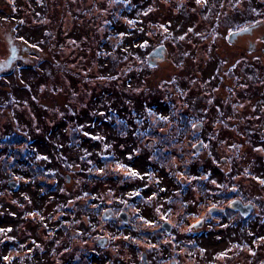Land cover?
Listing matches in <instances>:
<instances>
[{
  "label": "rangeland",
  "instance_id": "1",
  "mask_svg": "<svg viewBox=\"0 0 264 264\" xmlns=\"http://www.w3.org/2000/svg\"><path fill=\"white\" fill-rule=\"evenodd\" d=\"M183 1L0 0V253L5 256V260L0 256V264H64L62 258L78 260L85 248L104 237L109 239L103 242L105 253H119L130 263L150 251V264H264V23L257 24V0H221L224 9L202 8L204 0H186L188 6L181 8ZM235 4L240 8L243 4L244 22L232 25L226 18L224 24L215 25L217 16L224 17ZM133 17L138 19L135 28ZM165 28L168 34L158 40L152 31ZM145 31L152 32L146 49L170 40L174 42L171 53L188 46L178 55L179 62L185 53H192L200 68L209 59L207 53L214 56L205 69L208 73L219 67L215 57L226 62L221 70L241 54L260 59L246 65L248 71L255 66L251 73L257 74V83L246 88L239 84V101L228 104L235 108V118L229 116L226 128H221V148L213 142L222 153H197L196 163L204 160L213 169L212 183L204 191L201 182H190L189 190L199 194L201 190L203 195L200 204H191L194 214L187 212L191 206L184 204V197L181 204L178 198L171 203L166 199L177 183L169 173L173 168L163 160L173 161L171 167L179 160L188 162L194 152L187 139L177 146L190 151L179 150L158 160L150 146L137 152L136 139L131 141L129 129L121 126L148 111L168 112L159 102L143 104L131 94L126 53L142 54ZM184 35L191 38L184 40ZM155 53H161L160 67L150 76L151 85L179 71L163 46ZM195 64L181 73L200 78ZM217 92L225 95L224 88ZM211 93L201 92L197 99L207 101ZM24 148L35 152L29 157L41 159L40 164L53 171L40 175V181L53 184L55 175L54 189L27 178L30 173L19 166ZM14 180L18 189L11 191ZM237 196L252 204L249 216L230 208ZM172 203L174 215L180 214L170 217L177 229L162 234L159 210ZM213 206H224V216L210 212ZM133 208L148 223L139 216V229L129 225L118 231L114 221L118 213ZM199 219L205 221L193 227ZM92 221L97 226L90 225ZM132 223L138 227V222ZM127 233L137 244H126L131 240ZM63 236L68 247L64 252L56 248Z\"/></svg>",
  "mask_w": 264,
  "mask_h": 264
},
{
  "label": "flooded vegetation",
  "instance_id": "2",
  "mask_svg": "<svg viewBox=\"0 0 264 264\" xmlns=\"http://www.w3.org/2000/svg\"><path fill=\"white\" fill-rule=\"evenodd\" d=\"M189 1L191 2V0ZM220 2L221 0H217V2L216 1L213 2L211 0H204L202 3L203 4L202 8L208 9L209 6H215L216 9H224V6H222ZM184 5H186L185 7L188 6L186 0L183 1L180 7L185 8L183 7ZM243 8H244L243 4H242V8L238 7L235 4L232 11L230 10L227 11L224 17H221V15L217 16V18L214 20L215 25L220 26L224 24L223 20H225L226 18H228L229 22H231V23L228 22L229 24H232V25L236 24L237 26L242 24L245 20V13H246V10H244ZM228 16H231V17H228ZM262 22L264 23V1L257 0V24H261ZM148 31H145L142 37L144 38L143 40L144 47L142 50V54L133 53V51H127L126 53V58L130 66L129 73L131 74V79H130L131 87H132L131 94L132 95L136 94L135 97H137L138 99H141L143 101V104L145 103L146 104H156L157 102H159L162 105L167 106L168 112L164 114H153V112H156V111L152 110L151 111L152 113L148 111L147 115L145 116L140 115V116L132 117L131 120L126 119V122L122 124L121 126L125 128V130L129 129L130 133L132 134L131 141H134L136 139L135 141L137 142V148L139 149V151L137 152H140L141 151L140 148H142L143 146H150V148H153L155 151V152L153 151L154 153L152 152V155L155 156V158H157L158 160L162 159L160 155L179 153L180 151L182 152V150L190 151L188 148H191L192 151L196 153H209L210 155H213L214 151L216 150H218V153H222L221 149L214 147L213 142L216 141L217 144L219 145V148H221L220 146L223 145L224 143V141L220 139L221 137L219 136V134H220L222 126L226 128L225 125L232 118H235L236 110L235 108L229 106L228 104L239 101L240 99L239 84L243 83L244 85H247L245 86L246 88L252 85V83L254 84L257 83V80H256L257 74L253 73L252 75L251 73V71L253 72V69H255V66L252 67V70L248 71L246 69L247 68L246 65L250 64L249 62H253V64H257L256 58L259 59V57L254 56L253 59L251 60L249 59V57L245 56V54L238 55L236 59L232 61V63H230L226 69H223V70H221L222 64L223 62L224 64L226 62L215 57L217 59V64L219 67H217L215 71H213L212 73H208L207 72L208 69L207 70L205 69L208 68L207 67L208 63L212 61V58L214 56H211L209 53H207L209 59L200 68H198L199 65L197 66L194 63V62L197 63V60L194 56H192V53H185V56L182 62H179L178 55L183 53L188 48V46L184 44L187 46V48L184 49V51H182L181 50L183 46L182 45L179 48L180 53H171L174 50V42L173 40H170L166 42V45L163 44L164 41H161L155 46H153L150 50L146 49L150 44V38H149L150 33L155 32L156 34H158L156 36L158 40L164 38L165 33L168 34L167 29L165 31H161V30L152 31V32H149V34H148ZM146 34H148L147 37H146ZM218 35L219 34H217V36ZM189 38H191V36L184 35V40H189ZM160 46H163V48L166 49L167 54L171 55L170 57L172 60L171 59L170 60L173 63V66L175 67L176 70H179V71H174L170 79L162 80L163 82L158 81L159 84L157 83V85L156 84L151 85L152 82L150 81V76L156 73L157 68L160 67L158 66V62H160L159 61L160 59L157 57H159L161 53H150V52L154 51L156 48ZM195 46L196 44L193 47L194 48L193 53L195 51ZM193 48L192 46H190V50H192ZM128 50H130V48ZM188 54L189 56H187ZM150 59H152L151 62H150ZM141 61H143L142 63L143 65L140 64ZM188 64L191 66L195 64V66H197L196 67L197 72H201L200 78H198V74L185 76L181 73L187 69ZM204 71H206V73H204ZM257 72H258V69H257ZM197 78L200 81L199 86H198ZM247 78L251 79V81L249 82ZM188 79L190 80V82H188ZM229 80L232 81V85L229 82ZM220 88L225 89V95L223 97H221L219 93L217 92ZM136 89H138V91L135 93ZM207 90L212 92L210 96L206 98L207 101L203 98L198 100L197 96L201 94V92H205ZM200 102L202 103V105L198 106ZM195 104L197 105L194 106ZM220 105H222V107H220ZM229 116H231L230 117L231 119L228 118ZM129 131H127V133H129ZM182 139H187L188 148L187 146L185 147L177 146L179 142L182 141ZM139 141H140V144L138 143ZM233 144H235V142H233ZM147 148L149 149V147ZM233 148H235V146ZM205 162L206 161H204V170L209 173V178H210L213 167L209 165L205 166L206 164ZM163 163L165 162L163 161ZM169 166L170 168H173L169 170V173H170L171 179L172 178L174 179V180L172 179L173 182L177 183V186L173 184L175 188V192L170 196L169 199H168L169 197L168 195V197L166 198L168 202L171 203V200L175 201L176 198H178L180 201V199L184 197L183 199L185 201L184 204H186L189 207L191 206V204L197 203L199 202V200H202L203 198L201 199L200 197H198L196 201L197 190H194V188L193 190L191 189L189 190V188L192 187L191 184L186 189H184L182 184L185 182L186 179L182 175L177 176V171L178 170L181 171L182 166L179 165L178 163H175V167H171V163L169 164ZM163 170L168 172L167 169H163ZM197 170H198L197 165H193L191 168V172L196 173V174L202 172V171H199V170L197 171ZM129 172H131L132 175L135 176V178L136 177L139 178L138 174L135 172L134 169H129ZM157 182L158 180L152 186L156 187ZM17 184H18L17 182L16 183L14 182V185H13L15 186L16 189H18ZM123 184H125V182ZM207 184L208 182H206V184H202L204 189L207 186ZM156 192H157L156 194H159L157 190ZM230 192H232V190L227 193H230ZM133 193H136V191H134ZM178 194H179V197H178ZM201 195L202 194H200V196ZM134 197H137V199H140V197L138 196H134ZM143 197H146V195L143 194ZM147 199L151 202L149 198ZM238 199L243 201V198L241 196H237V198H235L233 201L238 200ZM125 201L128 203L127 199H125ZM181 203L182 201H180V204ZM153 204H154V200L151 205ZM174 206L175 205L173 204L170 206V208H168L169 207V204H168V207L166 209L159 210L158 218L160 219L163 218L162 219L163 221L161 223L162 226L159 229H162L163 234H167V235L172 234L175 231V229H177V225L175 224L174 219L170 218L172 216L179 218L180 216L179 213L174 215ZM214 207L216 206H213L211 208L213 209ZM193 208L194 206H191V208L187 212H190L192 214L196 213L193 211L194 210ZM129 209H132V208H129ZM133 210H134L133 212H129L127 209H122L118 213L117 215L118 219L114 220L119 226L118 231H122L123 228H128V227L130 228V226H132V229L134 230H137L140 228L139 226H141V224L139 222V218L141 217L140 216L141 213L138 211L137 208H133ZM216 211L217 210L214 209L211 212L215 213ZM121 213H124L123 215L125 218H127V221H125L123 217L120 216ZM133 213L135 214V216H133L134 215ZM222 214H225V213L223 212ZM84 216H85L84 214L80 213L81 218H85ZM94 217L95 215L93 214L92 215L93 220H94ZM61 218H64V215ZM131 221L138 222L139 223L138 227L137 225H135V223H132ZM202 221L204 222L205 220L199 219L195 221V223L193 224V227L198 228L200 226L199 224ZM64 222L65 221L63 220L60 221V223H64ZM164 223H166L167 225L164 226ZM95 224L96 223L93 221L90 223V225H95ZM167 228L169 229V231H167ZM147 231L150 232L149 230ZM83 232L84 231H82V234ZM65 237L66 236L61 237L60 239L63 240V242L56 246V248L61 249L62 252L67 250V248L65 247L67 244L66 243L67 240H65ZM104 238L109 241L107 237H104ZM101 239H98L97 242H99L101 245H104L100 242ZM96 248L97 246L95 244L93 249H89V250H92V254H94L95 256L90 261H95V262H98V261L100 262L102 260L105 261L106 259L98 257V255L100 256V254L96 250H94ZM144 252H146L147 254V261H148L147 264H150L152 261L151 260L152 253L150 251H144ZM85 253L86 251L81 253V255H85ZM0 256H2L3 259L5 260V256L3 253H0ZM88 259L89 258L86 256L83 258H79L78 259L79 262L77 263L79 264L86 263ZM61 260L65 262L68 261L65 258H62ZM113 260L115 264H118L121 261L122 262L128 261L129 264H143L142 258L138 260L137 262H134L131 260V263L129 262V259L127 257L123 258V257L118 256V257H114Z\"/></svg>",
  "mask_w": 264,
  "mask_h": 264
},
{
  "label": "trees",
  "instance_id": "3",
  "mask_svg": "<svg viewBox=\"0 0 264 264\" xmlns=\"http://www.w3.org/2000/svg\"><path fill=\"white\" fill-rule=\"evenodd\" d=\"M130 7V9H131V6H129ZM131 12H135V9H131ZM131 20H133L134 21V25H133V28H135V24L138 22V19H136L135 17H133ZM161 31H163L162 29H160ZM165 30H166V28H165ZM164 30V31H165ZM155 31V30H154ZM166 34V33H165ZM32 153H35L34 151H30L28 148H24V149H21V152H19V154H20V156H21V162L23 163V164H19V166H21L22 167V169L23 168H25V170L27 169L28 170V172L30 173L29 175H28V177L27 178H29V180H35V181H40V178H41V176L42 175H44V174H48V175H50L49 174V172H53V171H49V170H47L46 169V166H43L42 164H40L41 163V159H39V158H31V157H29V155H31ZM158 155H160V154H158ZM170 154H167V155H160V157L161 158H163V157H165V156H169ZM179 156V155H178ZM172 156H169L168 158H171ZM190 157V159H189V161L187 162V160H179V161H177L176 163H178L179 165L181 164V162H182V165L184 166V170H181V171H177V176H179V175H182V176H184V178L186 179L185 180V182L182 184L183 185V187H184V189H186L187 187H188V184H190V182H193L194 180H196L197 182H201L202 184H206V182H209V183H212L211 181H210V179H209V173L207 172V171H205L204 170V160H202L201 162H197L196 163V161L198 160V158H197V153L196 152H194L193 153V155H191V156H189ZM186 159V158H185ZM164 161V160H163ZM165 162V161H164ZM171 162H173V161H170V162H168V161H166L165 163L166 164H170ZM175 163V162H174ZM193 165H197V169L199 170V171H202L201 173H198V174H196V173H192L191 172V168H192V166ZM39 169H41V170H39ZM47 170V171H46ZM49 171V172H48ZM41 175V176H40ZM22 179H23V177H22ZM24 180V179H23ZM53 180H54V182H53V184L48 180V181H45V183H44V181L42 182V181H40V183H44V184H46V185H50V186H53V189L55 188V185L57 184L56 183V176L54 175V177H53ZM16 181L18 182V180H14V182L16 183ZM19 183V182H18ZM216 183V182H215ZM13 188H10V190L11 191H14V190H16V188H15V186H12ZM15 188V189H14ZM202 191H204V187L202 186ZM3 193V192H2ZM227 193V192H226ZM232 192H230L228 195H226V197H228V196H231L230 194H231ZM4 194V193H3ZM200 194H201V190H200ZM200 194L197 192V196H196V201H197V199H198V197L200 196ZM203 201V199L202 200H199V202H198V204H200V202H202ZM185 203V202H184ZM245 203V202H244ZM216 208V213L217 214H222L223 212L225 213V207L224 206H219V207H214L213 209L212 208H210V212L212 211V210H214ZM231 209H232V207H230ZM230 209V210H231ZM232 210H234V211H236V212H240L239 210H235V209H232ZM29 213V212H28ZM30 213H32V212H30ZM241 213V212H240ZM182 214H184V213H182ZM251 214V212L248 214V215H245V214H242L241 213V215H244L245 217H247V216H249ZM223 216H224V214H222ZM85 217V216H84ZM105 219H107V218H105ZM107 220H111V219H107ZM141 220H142V222H146V224L148 223L147 221H146V219L145 218H141ZM145 225V224H144ZM94 226H97V224H95ZM142 232H144V231H142ZM113 233H116V232H112V234ZM163 234V233H162ZM115 235H119V234H115ZM127 238H130L131 240H130V242L129 243H126L128 246H130L131 244H137V243H133L132 242V240H133V236H132V234H128L127 233ZM159 236V235H158ZM101 239V238H100ZM159 239H160V236H159ZM96 246H97V248L96 249H94V250H96L99 254H100V256L98 255V257H101V258H103V259H107L105 262H103V263H99V262H95V261H90L91 259H93L95 256H94V254H92V250H89V249H93V247L94 246H92V247H89V248H85V250L83 251V252H85L86 251V253H85V255H81L80 254V256H79V258H83V257H88L89 259L86 261V263H83V264H115L114 263V260H113V258L114 257H118V256H120V254L119 253H117V254H115V252L113 253L112 251H111V253H105V251L104 250H106L105 248H106V246H104V245H101L99 242H98V244H96ZM135 246H137V245H135ZM66 247V246H65ZM68 248V247H67ZM88 249V250H87ZM55 250H57V249H55ZM82 252V253H83ZM103 253H105V256L103 257ZM97 256V255H96ZM121 257V256H120ZM78 258V259H79ZM68 261H70L72 264H79V263H77V262H79L77 259H75V260H70L71 258H66ZM65 262L64 264H70V262ZM165 261H166V259H165Z\"/></svg>",
  "mask_w": 264,
  "mask_h": 264
},
{
  "label": "water",
  "instance_id": "4",
  "mask_svg": "<svg viewBox=\"0 0 264 264\" xmlns=\"http://www.w3.org/2000/svg\"><path fill=\"white\" fill-rule=\"evenodd\" d=\"M158 50H159V47L156 48V49L154 50L153 53H155V52L158 51ZM10 184H13V182H10ZM231 207H232L233 209H235V210H239V211H241V212H242L243 214H245V215H248V213L251 211L252 204H251V203H244L243 201H241L240 199H238V200H235V201L231 202ZM215 209H216V208H215ZM123 214H124V213H121L120 216H122L123 219H124L125 221H127V218H125ZM202 222H203V221H202ZM202 222H201L199 225H201ZM166 225H167V224L164 223V226H166ZM168 226H169V224H168ZM167 231H169L168 228H167ZM105 240H106V239L103 238V239L100 240V242L103 244V242H104ZM142 259H143V264H147L148 261H147V254H146V252H143V254H142Z\"/></svg>",
  "mask_w": 264,
  "mask_h": 264
}]
</instances>
